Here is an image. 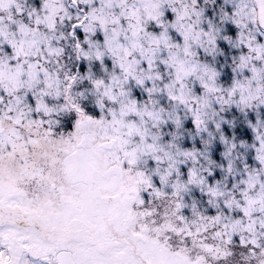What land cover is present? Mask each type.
I'll list each match as a JSON object with an SVG mask.
<instances>
[{
	"label": "snow or ice",
	"instance_id": "1",
	"mask_svg": "<svg viewBox=\"0 0 264 264\" xmlns=\"http://www.w3.org/2000/svg\"><path fill=\"white\" fill-rule=\"evenodd\" d=\"M0 264H264V0H0Z\"/></svg>",
	"mask_w": 264,
	"mask_h": 264
}]
</instances>
